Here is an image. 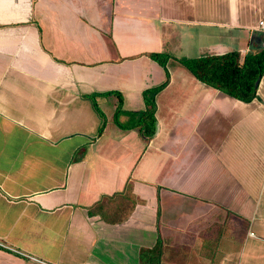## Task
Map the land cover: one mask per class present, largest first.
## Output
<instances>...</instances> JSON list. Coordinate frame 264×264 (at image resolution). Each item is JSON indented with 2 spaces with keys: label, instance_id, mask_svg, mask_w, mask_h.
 I'll return each instance as SVG.
<instances>
[{
  "label": "crops",
  "instance_id": "obj_1",
  "mask_svg": "<svg viewBox=\"0 0 264 264\" xmlns=\"http://www.w3.org/2000/svg\"><path fill=\"white\" fill-rule=\"evenodd\" d=\"M261 19L264 0H0V264H264V77L242 101L180 62L264 47ZM162 83L146 138L127 112Z\"/></svg>",
  "mask_w": 264,
  "mask_h": 264
},
{
  "label": "trees",
  "instance_id": "obj_2",
  "mask_svg": "<svg viewBox=\"0 0 264 264\" xmlns=\"http://www.w3.org/2000/svg\"><path fill=\"white\" fill-rule=\"evenodd\" d=\"M151 56L164 65L166 56L162 53H151ZM181 64L198 80L219 89L242 101H250L256 96L259 80L264 77V47L251 51L241 57L239 51L230 50L220 54H205L184 58ZM143 91L145 107L141 111H129L130 117H136L125 125L138 127L142 134L149 138L155 132V102L154 95L162 87ZM118 106L114 120L119 123V112H124ZM160 247L141 248L139 264H159Z\"/></svg>",
  "mask_w": 264,
  "mask_h": 264
},
{
  "label": "built area",
  "instance_id": "obj_3",
  "mask_svg": "<svg viewBox=\"0 0 264 264\" xmlns=\"http://www.w3.org/2000/svg\"><path fill=\"white\" fill-rule=\"evenodd\" d=\"M259 27L264 30V19L259 21Z\"/></svg>",
  "mask_w": 264,
  "mask_h": 264
},
{
  "label": "rangeland",
  "instance_id": "obj_4",
  "mask_svg": "<svg viewBox=\"0 0 264 264\" xmlns=\"http://www.w3.org/2000/svg\"><path fill=\"white\" fill-rule=\"evenodd\" d=\"M130 119H135L136 117H129Z\"/></svg>",
  "mask_w": 264,
  "mask_h": 264
}]
</instances>
